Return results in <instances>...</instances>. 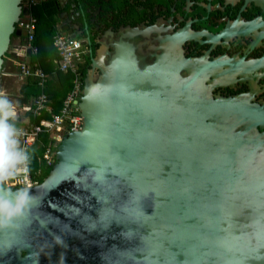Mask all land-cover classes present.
Segmentation results:
<instances>
[{"label":"water","instance_id":"water-1","mask_svg":"<svg viewBox=\"0 0 264 264\" xmlns=\"http://www.w3.org/2000/svg\"><path fill=\"white\" fill-rule=\"evenodd\" d=\"M21 4L0 0V76ZM147 56L123 33L91 58L49 174L2 186L30 204L0 264H264V108L211 94L221 60Z\"/></svg>","mask_w":264,"mask_h":264},{"label":"flooded vegetation","instance_id":"flooded-vegetation-1","mask_svg":"<svg viewBox=\"0 0 264 264\" xmlns=\"http://www.w3.org/2000/svg\"><path fill=\"white\" fill-rule=\"evenodd\" d=\"M46 1L53 4L56 31L80 40L87 51L85 59L91 60L104 47L112 50L124 33L126 41L139 42L148 62L147 55L153 53L170 58L180 53L196 64L223 61L205 74L211 94L242 96L264 108V0H43L41 4ZM20 38L24 40V35ZM4 95L0 90V99ZM22 128L20 124L17 130ZM257 128L264 133V127Z\"/></svg>","mask_w":264,"mask_h":264},{"label":"built area","instance_id":"built-area-1","mask_svg":"<svg viewBox=\"0 0 264 264\" xmlns=\"http://www.w3.org/2000/svg\"><path fill=\"white\" fill-rule=\"evenodd\" d=\"M43 0H22L21 8L26 11L21 14L16 24V28L20 29L24 35V40L19 43L14 51V65L17 67L21 77H36L38 86L43 89L47 76L42 68L37 64L29 66L28 58L35 57L38 54V47L35 45V32L37 28V17L34 15V9L41 5ZM53 46L57 52V69L62 73H70L72 75L71 88L64 97L61 109L57 114L52 115L50 120L41 122V125H32L29 128L17 130L18 147L27 155L29 147H31L38 135L47 130L51 134L55 145L57 146L61 138L68 132L79 130L82 119L77 109V103L82 94V82L80 78L79 66L84 62L87 51L83 48L80 40L71 38L59 30L53 36ZM29 52V55H27ZM48 97L41 92L33 100L32 113L39 116L42 110H48ZM28 156V155H27ZM54 153L51 147L46 148L43 154V160L47 165L51 164ZM18 169H23L25 165H18ZM27 172L17 171L14 177L8 179L10 187L33 186L37 184L33 180L29 166V159L26 164Z\"/></svg>","mask_w":264,"mask_h":264},{"label":"trees","instance_id":"trees-1","mask_svg":"<svg viewBox=\"0 0 264 264\" xmlns=\"http://www.w3.org/2000/svg\"><path fill=\"white\" fill-rule=\"evenodd\" d=\"M52 7L53 4L50 1H46L34 9V15L37 17L35 45L38 47V54L35 57L28 58V62L29 66L37 63L45 72L47 79L44 88L41 89L38 86L36 77H25L23 84L18 90L20 95L18 106L25 109V119L20 124H23L25 128H29L32 125H41L45 129L46 127L41 122L50 120L52 115L60 111L62 101L71 88L72 75L60 72L55 63L58 57L52 40L57 29V21ZM89 65L90 60L84 58V62L79 66L82 88ZM41 92H44L48 97L49 109L42 110L39 116H34L32 113L33 100ZM9 122L14 124L16 129L20 126L17 122ZM48 147H51L55 154L56 145L51 134L46 130L38 135L35 143L29 147L27 152L32 177L37 183L43 181L55 164V156H53L50 165H47L43 160V154Z\"/></svg>","mask_w":264,"mask_h":264},{"label":"clouds","instance_id":"clouds-1","mask_svg":"<svg viewBox=\"0 0 264 264\" xmlns=\"http://www.w3.org/2000/svg\"><path fill=\"white\" fill-rule=\"evenodd\" d=\"M14 115L10 101L0 99V227L4 226V221L23 215L30 204L27 191H19L14 196H9L2 187L5 181L14 177L15 172H27L28 156L19 149L17 129L9 122ZM18 165L25 167L18 169Z\"/></svg>","mask_w":264,"mask_h":264},{"label":"crops","instance_id":"crops-1","mask_svg":"<svg viewBox=\"0 0 264 264\" xmlns=\"http://www.w3.org/2000/svg\"><path fill=\"white\" fill-rule=\"evenodd\" d=\"M21 42H22V39L20 37L12 38L11 50L9 51V53L7 54V57L5 58L4 65H3V74L0 76V90L3 91L5 94L4 96H2L1 99H6L10 96L13 97L11 100H8L10 101L12 105V109H16L14 106V102H17L18 104V99L20 98L18 90L25 80V78L20 76L17 67H15L14 62H13L14 55L11 52V51H14L16 46ZM10 84H14V86H16L15 87V89L17 90V92L15 90L16 93L12 94L6 91L7 86H9ZM23 113H24V110H23Z\"/></svg>","mask_w":264,"mask_h":264},{"label":"rangeland","instance_id":"rangeland-1","mask_svg":"<svg viewBox=\"0 0 264 264\" xmlns=\"http://www.w3.org/2000/svg\"><path fill=\"white\" fill-rule=\"evenodd\" d=\"M15 87L16 86H14V84H10L9 86H7V92L9 93H16L17 92V90L15 89ZM15 90H16V92H15ZM13 97H8V98H6L7 100H11ZM17 104V102H14V106H15V108L16 109H14V112H15V115L13 116V118L15 119L16 117L19 119V120H24L25 118H24V113H23V110L18 106V104ZM9 181L7 180V181H5L3 184L4 185H11L10 183H8Z\"/></svg>","mask_w":264,"mask_h":264}]
</instances>
